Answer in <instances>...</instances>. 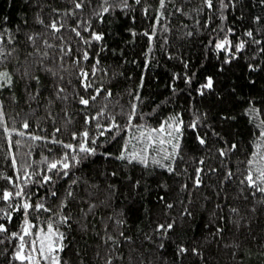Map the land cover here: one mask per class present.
<instances>
[{
    "label": "trees",
    "instance_id": "16d2710c",
    "mask_svg": "<svg viewBox=\"0 0 264 264\" xmlns=\"http://www.w3.org/2000/svg\"><path fill=\"white\" fill-rule=\"evenodd\" d=\"M41 2L45 7L40 15L45 23H49L53 18H59L52 12L53 8L63 10L70 7L64 3V0H41ZM96 2L97 0H93V5ZM145 4L155 9L157 0H145ZM93 5L87 7L83 13H78L77 19L87 18ZM235 5V8H230L225 13L228 17L227 27L234 29V35L229 36V39L233 42L244 40L247 43L245 49L236 54L237 59L225 65L221 63L224 59L223 52L206 50L209 40L217 33L208 28L201 29L195 23L197 19L203 22L211 15L207 10L199 14L194 11L201 7V0H173V3L168 5L165 12L166 19L161 21L158 27L167 26L169 31L160 33L153 53L148 57L150 67L147 70L143 67L147 40L143 36L132 38L128 32L129 28L138 33L149 30L152 21L141 14V6H136L135 11L127 15L117 10L107 15L104 23L91 21L97 31L105 33L107 46V50L101 53L100 59L101 67L108 71V75L98 74L102 79L97 78L96 86L111 88L114 95L110 101L98 97L97 101L93 102V107L85 111L95 115L104 109L105 117L101 119V123L107 125L110 123L108 116L114 115L117 122L126 125L125 113L129 110V102L132 100L128 92L137 90L140 77L143 75L145 84L139 91L144 103L140 108L149 113L153 108L156 109L148 118L150 126H158L161 121L175 112L181 113L182 118L188 121L192 118V110L198 109L200 113L207 114V122L216 131L220 132L229 143H236L239 147L227 158H219L214 151H202L198 145L189 142L185 149L189 158L179 165L181 175L177 177H169L159 170H152L150 174L140 166H124L119 161L105 160L99 155L89 158L86 163L74 170L73 179L79 178V183L73 186L77 199L70 201L68 208L65 209L74 217L72 228L61 229L68 233L69 246L62 255L70 264H82V261L83 264H105V259L108 257H111L113 264H149L150 261L151 264H169L174 258L175 246L178 243L185 244L189 248L197 246L204 256L202 262L199 258L189 255L184 258V264H264V204L260 203L264 200V196L256 193L253 197L250 194L252 190L240 184L246 171L245 164L241 161H246L255 150L260 131L256 124L259 123V119H264V116H261L250 123L249 117L244 115L249 100L258 108L264 109V51H261L264 49V3L261 0H235ZM177 8L181 11L177 12ZM37 11L39 9L34 4L26 5L24 0H0V19L7 17L8 26L15 34L14 43L7 45L9 49L15 50L7 57L5 66L16 80L11 91L5 89L0 92V103L6 111L9 126L14 124L20 129L24 115L30 113L31 127L28 130L30 133L51 137L54 128L58 127L62 131L57 133V136L65 142L75 144L76 141H71L70 133L82 129L84 116V111L80 110L81 106L72 96L74 91H83L78 88V81L73 79L72 84H68V74H65L64 83L69 97L68 116H65L64 111L61 110L65 107V103L55 100V96H52L50 74L39 70V66L34 69L35 75L40 77L38 87L41 95L33 101L25 91L27 81L22 80L20 72L16 71L17 68L22 71L23 67L33 59H39L35 54V48L27 42L28 34L47 31L43 25L35 22L34 16ZM132 16H135V23L131 19ZM256 17L261 18L259 22L255 20ZM25 18L27 24H24ZM68 22L73 23L71 19ZM216 24H219V20H215L212 27ZM247 30L253 31L255 39L260 40L261 44H253L250 38L244 36L243 33ZM188 31H192L194 35L185 36ZM82 34L88 36V33ZM219 35L223 36L224 33L221 32ZM164 36H167L169 43L162 49L160 45ZM48 39L50 43L60 44V41L51 35ZM73 39L75 40L74 37ZM38 44L41 51L49 52V59L44 63L52 66V61L55 59V66H59V49H44L42 40L38 41ZM72 47L76 48L77 45L72 43ZM80 47L84 45L81 44ZM91 50H98V47L94 45ZM29 53L34 55L29 56ZM170 56L172 58H169ZM182 61H188L190 63L188 71L194 70L197 74L191 85V92L189 86L183 82L185 69ZM250 64L256 65L258 70L249 71ZM220 67L224 68L223 72L218 71ZM175 74L180 78L174 82L178 91L173 94L172 77ZM208 76L214 79L215 88L201 97L196 94V88ZM32 84L34 92L35 81H32ZM72 85H77V88H73ZM50 96L55 103L49 104ZM116 101L124 106L123 111ZM106 104L107 108H105ZM49 112L54 121L49 118ZM222 114H229L235 119L225 122L220 119ZM69 118L72 121L70 124L66 122ZM92 130L95 132L94 127ZM121 135L123 139L118 136L116 140L106 142L100 151L118 154L125 140H131L130 148H139L136 141L131 139L133 135H139L134 128L129 129L127 134L121 133ZM18 139L21 138L13 136V140ZM209 143L211 144V140ZM218 143L219 146H225L223 140ZM31 144V141L22 140L23 146L18 151L13 149L18 164L31 163L33 167L42 168L43 165L38 163L41 155H51L47 152V148L56 149L57 154L61 151L55 145L40 144L37 147H30ZM7 149V141L0 134V176L15 174L10 166V159H5ZM29 152L31 156L27 155ZM191 157L197 160L204 158L206 162L204 165H197ZM222 159H224L223 163ZM197 166L203 167L206 172L210 167H215L217 171L203 176L202 187L191 191L192 203L188 204V193H181L180 185L187 183L191 186L190 177ZM184 168H187L186 173L183 171ZM229 169L234 176L230 180H225V174ZM113 171H117L116 176L111 175ZM137 179L140 180V187L133 188L132 184ZM165 182L168 185L167 189L160 187V184ZM68 183L69 181H61L57 184V190L61 195L64 194ZM109 184L114 187L109 188ZM5 187L10 186L6 180L0 179V188ZM40 192L42 194L43 190L41 189ZM161 195L165 196V201L158 200ZM181 196L184 197L183 204L180 202ZM89 202L96 207L84 219L85 212L90 206ZM49 203L56 208L58 201L56 203L49 201ZM166 203H172L174 207L167 209ZM217 203L222 207V210L217 211L223 217L220 221L223 232L220 235H211L215 225L207 229L204 226ZM185 206L192 211L193 216H184L183 220H180L179 217ZM253 206L256 211L251 210ZM234 207L239 209L238 215L230 211ZM174 218L177 219L174 230L164 241L165 248L159 250V234L154 233L153 230L157 223L171 222ZM116 219L123 220L124 223L117 225ZM20 222L21 215L16 214L9 227L15 231ZM82 225H86V230ZM120 232L124 235L121 236ZM109 235L115 238V244L112 241L105 242ZM4 247L0 245V249ZM97 253L100 255L98 256ZM0 264H7L3 256H0Z\"/></svg>",
    "mask_w": 264,
    "mask_h": 264
},
{
    "label": "snow or ice",
    "instance_id": "6c2138e0",
    "mask_svg": "<svg viewBox=\"0 0 264 264\" xmlns=\"http://www.w3.org/2000/svg\"><path fill=\"white\" fill-rule=\"evenodd\" d=\"M261 2L264 3V0H261ZM24 3L26 5L34 4L39 9L35 13L34 20L47 30L45 33L27 35V42L35 48V54L39 56V59H33L31 63L23 67L22 71L19 68L16 69L17 72H20V78L27 81L25 91L29 93V99L33 101H36L37 97L41 95L38 87L40 77L35 75L34 70L39 66V70L50 74L52 77V96H55V100L65 103V107L61 110L64 111L65 116H68L67 101L69 97L67 94L68 89L64 83L65 74H68V84H72V80L75 79L78 81V88L83 90L82 92L77 90L72 93L74 100L81 106L80 110L84 111L83 127L78 132L72 131L70 133L71 141H76L75 144L60 139L57 133H61L62 130L58 127L54 128L51 137L32 134L28 131L31 127L29 123L30 113L24 115L20 125L22 130H20L14 124L9 126L6 119V111L3 104L0 103V134H2L3 139L8 144L5 159H10V166L15 173L14 176H0V179L6 180L10 186L0 188V245L5 246L0 249V256L4 257L7 264H70L69 260L62 255L69 246L68 233L61 229L67 228L71 230L72 228L74 217L70 211L66 212L65 209L68 208L70 201L77 199L73 186L79 183V178L73 179L75 176L74 170L86 163L89 158L99 155L105 160L119 161L124 166H140L150 174L152 170H159L160 173H166L169 177H177L181 175L179 165L185 163L189 158L185 152L189 142L193 145H198L202 151H214L219 158H227L239 146L236 143H229L220 132L216 131L207 122V114L200 113L198 109L192 110V118L188 121L182 118L181 113L175 112L161 121L158 126H150L148 118L155 113L156 109L153 108L152 112L149 113L142 111L140 108V105L144 103V98L139 91L145 84L143 75L140 77L137 90L128 92L132 100L129 102V110L125 113L127 116L126 125L117 122L114 115L108 116L110 123L107 125L101 123V119L105 117L104 109H101L95 115H90L85 111L93 107V102H96L98 97H103L105 101H110L114 95L111 88L105 89L102 86H96L97 78L102 79V76H98V74L108 75V71L101 67L100 59L101 53L107 50V46L105 44V33L97 31L91 21L96 20L99 23H104L105 17L117 10L127 15L130 12H134L136 6H141V14L152 21L149 25V30L138 33L134 29L129 28L128 32L132 38L137 36L146 38L147 50L143 67L147 70L150 67L148 57L153 53L160 33L169 31L167 26L158 27V25H161V21L166 19V9L170 3H173V0H157L155 9H152L151 5H146L145 0H97L94 5L93 0H64V3L70 5V7H66L63 10L53 8L52 12L59 18H53L49 23H45L40 15L45 7L41 0H24ZM90 5H93V7L89 16L77 19V14L83 13ZM235 6V0H201V7L194 9L198 14L204 10L211 13L203 22L197 19L195 23L201 29L208 28L210 31L217 33L216 36L209 40L206 50H214L216 53L223 52L222 65L231 64L233 60L237 59L236 54L241 53L247 43L244 40L233 42L229 39V36L234 35V29L227 27L228 17L225 13L230 8H235ZM176 11L180 12L181 9L177 8ZM69 19L73 23L70 24L68 22ZM131 19L135 23V16H132ZM260 19V17L255 18L257 22ZM215 20H219V24L212 27V23ZM27 22V18H25L24 24H27ZM17 30L19 31V29ZM221 32L224 33L223 36L219 35ZM82 33H88V36H84ZM49 35L59 40L60 44L50 43ZM193 35L192 31L185 33L187 37H192ZM243 35L250 38L253 44H261L260 40L255 39L253 31L247 30ZM14 40L15 34L11 32L8 26V18L0 19V92L5 89L11 91L16 83L13 74L5 66L7 57L11 56L15 50L9 49L7 45L13 44ZM41 40L43 41L44 49H59V66H55V59L52 61V66L44 63L45 60L49 59V52L46 50L41 51V47L38 44V41ZM72 43H75L77 47L73 48ZM168 43L167 36H164L160 47L163 49ZM81 44L84 47L81 48ZM94 45L98 47V50H91ZM261 51H264V49H261ZM33 55V53H29V56ZM169 58L172 57L170 56ZM182 63L185 69L183 82L189 86V92H191V85L197 74L194 70L188 71L190 68L188 61H182ZM248 68L249 71L258 70L257 66L252 64L248 65ZM218 71L223 72L224 68L220 67ZM179 78L178 74L172 77L173 94L178 91L174 86V82ZM32 81H35L34 92L32 91L34 87ZM251 83L254 84L255 81H251ZM72 86L77 88V85ZM214 88V79L208 76L196 88V94L203 97L208 92L213 91ZM13 100H15L14 93ZM53 103L55 101L50 96L49 104ZM116 104L119 105V101H116ZM248 105L244 115L249 117L250 123L264 116V109L258 108L253 101L249 100ZM119 106L123 111L124 106ZM107 107L108 105L106 104L105 108ZM49 118L54 121L51 112H49ZM220 119L227 122L230 119H235V117L229 114H222ZM66 122L70 124L72 121L69 118ZM93 122L95 123L93 124ZM93 127L95 132L92 130ZM256 127L260 128V131L255 150L246 161H241V163L245 164L246 171L240 180L242 186L252 190L250 194L253 197H255L256 193L264 196V119H259ZM133 128L139 133V135H133L131 138L139 145L138 149L136 147L130 148L131 140H125L118 154L100 151V149L104 148L106 142L114 141L118 136L123 139L121 133L127 134L128 130ZM106 134L109 135L106 136ZM13 136H18L21 139L13 140ZM101 138H104V140ZM22 140L31 141L30 147H37L40 144L55 145L61 151L57 154L56 149L47 148V152L51 153V155H41L38 163L43 165L42 168L33 167L31 163L18 164L13 149L15 148L18 151L23 146ZM210 140L211 144L209 143ZM221 140L224 141L225 146H219L218 142ZM27 155L31 156V152L27 153ZM191 159L197 165H204L206 162L204 158L197 160L195 157H191ZM223 162L224 159H222ZM183 171L186 173L187 168H184ZM216 171L215 167L208 168L206 172L203 167L197 166L194 174L190 177L192 180L191 186L187 183L180 185L181 193H188V204L192 203L191 191L202 187L203 176L209 172ZM111 175L116 176L117 171H113ZM233 176L234 173L229 169L225 174V180H230ZM61 181H69L63 195L58 192L56 187ZM113 187V185L109 184V188ZM132 187L139 188L140 180L137 179L132 184ZM160 187L167 189L168 185L165 182L161 183ZM41 189L43 190L42 194L40 192ZM158 200L165 201V196H159ZM49 201L53 203L58 201L56 208H53L52 203H49ZM180 202L184 203L183 196L180 197ZM260 203L264 204V200L260 201ZM89 204L90 206L86 212L81 209L82 212H85L84 219L96 207L95 204L90 202ZM173 207L172 203H166L167 209ZM217 210H222L219 203L216 204V208L210 214L209 221L204 226L207 229L211 225H215L214 231L210 233L211 235H220L223 232L220 224L223 217L218 214ZM251 210L256 211L255 206ZM230 211L237 215L239 214L238 208H231ZM44 213L47 215L42 216L41 214ZM16 214L21 215V222L17 230L13 231L9 225L13 223L14 215ZM184 216H193L192 211L187 206L184 207L179 219L183 220ZM109 219H113V217H109ZM176 222L177 219L174 218L171 222L157 223L153 231L159 234V250L165 248L164 241L168 239V234L174 230ZM123 223V220L116 219L117 225H122ZM82 227L86 230V225H82ZM120 235L123 236L124 233L120 232ZM125 239L128 238L125 237ZM108 241L116 243L115 238L111 235L107 237L105 242L107 243ZM77 255L79 256V253ZM97 255L99 256L100 254L97 253ZM189 255L199 258L202 262L204 261L203 253L199 247L192 246L189 248L185 244L178 243L175 246L174 258L169 264H184V258ZM233 256H235V253H233ZM105 264H113L111 257L105 259ZM149 264H151V261Z\"/></svg>",
    "mask_w": 264,
    "mask_h": 264
}]
</instances>
